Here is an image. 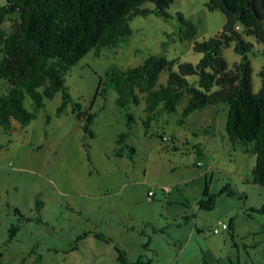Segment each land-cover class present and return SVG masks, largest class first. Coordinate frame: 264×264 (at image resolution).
I'll use <instances>...</instances> for the list:
<instances>
[{
    "label": "rangeland",
    "instance_id": "rangeland-1",
    "mask_svg": "<svg viewBox=\"0 0 264 264\" xmlns=\"http://www.w3.org/2000/svg\"><path fill=\"white\" fill-rule=\"evenodd\" d=\"M206 1L172 0L165 8L166 18L154 12L133 14L128 20L131 32L123 41L102 47L97 55L89 49L66 70L64 84L71 100L60 113L55 112L60 102L57 91L43 97L35 116L16 132L17 140L14 134L0 131L3 264H120L115 246L128 260L142 255L154 264H264V211L249 208L264 203V191H257L249 180L254 153L226 135L227 104H206L181 117L184 93L174 111L161 112L144 132L142 95L137 103L121 107L114 101L113 88L95 94L99 76L111 63L121 68L135 65L150 53L196 62L200 52L192 48V41L213 35L224 21L223 12L207 8ZM140 6L153 3L144 1ZM178 12L194 25L192 37L179 38L178 28L184 25ZM10 24V19L3 20L1 27L8 29ZM243 37L252 42L246 55L256 91L264 64L262 44L252 35ZM221 54L228 67L239 60L232 42L221 48ZM172 68L176 69L175 62ZM166 74L167 69H161L157 82L163 83ZM186 77L191 80L195 75ZM72 101L95 112L89 124L93 136L82 129V118L71 110ZM23 105L31 109L27 94ZM120 131L128 134L117 144ZM193 142L200 143V152L194 151ZM118 146L121 155L115 153ZM128 146L134 148L131 157ZM226 182L230 194L219 191ZM126 187L133 194L125 196ZM205 187L214 194L209 209L196 202ZM65 189L67 194L60 193ZM147 189L153 192L148 200ZM35 199L43 204L38 210ZM13 206L39 219L10 215ZM229 219L238 236L212 232L219 220ZM13 223L18 228L6 240Z\"/></svg>",
    "mask_w": 264,
    "mask_h": 264
},
{
    "label": "trees",
    "instance_id": "trees-1",
    "mask_svg": "<svg viewBox=\"0 0 264 264\" xmlns=\"http://www.w3.org/2000/svg\"><path fill=\"white\" fill-rule=\"evenodd\" d=\"M144 1H151L153 6H140ZM171 1L4 0L0 3L1 130L8 131L12 121L26 124L43 105V97H52L57 91L60 92V102L55 112L60 113L71 100L64 84V74L69 66L89 49L97 55L102 47L123 41L131 32L128 20L133 14L154 12L168 17L165 8ZM206 6L220 9L224 21L221 29L213 35L192 41V48L200 52L196 62L175 61L163 53H150L135 65L121 68L111 63L105 67L103 76H99L95 94L104 95L111 87L116 93L114 101L121 107L137 103L142 95L144 132L150 121L161 112L174 111L184 93L187 97L180 109L181 117L206 104L226 103V135L231 142H240L254 153L249 180L264 186V64L258 71L259 87L254 91L250 61L246 55L252 42L243 37V34L252 35L261 42L264 62V0H207ZM178 17L184 25L178 28L179 38L192 37L194 25L180 12ZM7 19L11 20V24L5 29L1 27V22ZM236 24L239 28H235ZM230 42L233 50L239 53V60L228 67L221 48ZM174 62L176 69L172 68ZM163 68L167 69L166 78L163 83H158L157 78ZM187 75H195V78L188 80ZM26 94L31 100V109L23 105ZM71 110L75 116L82 118V129L93 136L89 124L95 112L80 109L76 101L71 102ZM126 116L132 119V113L127 112ZM45 121H48L47 115ZM127 134V131H120L116 143H122ZM163 136L160 135V138L166 141ZM168 139L172 140L171 137ZM192 146L194 151L200 152L199 142H193ZM133 152V146H128L127 155L131 157ZM115 153L122 154L120 146ZM219 191L230 194L228 182ZM196 202L199 207L209 209L213 206L214 194L205 187L203 197ZM34 203L38 210L41 201L35 199ZM249 208L264 211V203ZM11 211L23 220L39 219L37 215L21 213L16 207H12ZM229 221H222L225 227L213 231V227L218 226L216 223L211 228L212 232L229 229ZM17 228V223L8 227L6 240L13 236ZM92 234L106 239L99 232ZM115 250L120 264H154L151 258L142 255L128 260L122 249L115 246ZM0 264H3L1 260Z\"/></svg>",
    "mask_w": 264,
    "mask_h": 264
},
{
    "label": "crops",
    "instance_id": "crops-1",
    "mask_svg": "<svg viewBox=\"0 0 264 264\" xmlns=\"http://www.w3.org/2000/svg\"><path fill=\"white\" fill-rule=\"evenodd\" d=\"M23 125H21V124H19L17 121H12L11 122V127H10V129L7 131L8 132V134L9 135H11V134H14L15 136H16V140L18 139L17 138V134H16V132H18L19 130H20V128L22 127ZM0 131L1 132H4V131H2L1 130V128H0ZM15 170H18V168L16 167L15 168ZM251 182V181H250ZM52 183V182H51ZM253 184H256V185H254V188L257 190V191H261L262 190V192L264 191L263 189H264V186H262V185H259V184H257V183H254V182H252ZM16 187V186H15ZM50 187H52V186H50ZM261 188H263V189H261ZM147 191H148V189L146 190V195H145V198L148 200V199H150V198H147ZM72 191H69V193H71ZM60 193H68V191H67V189H65V190H63V192H60ZM133 194V192H132V189L130 188V187H126V189H124V195L126 196V194L128 195H130V194ZM152 194H153V192H152ZM151 194V195H152ZM151 195H150V197H151ZM133 198V197H132ZM94 204L95 203H97L96 201H94L93 202ZM99 204H96V206H98ZM43 206V204H41V207ZM80 206H82L81 205V203H80ZM13 207H16V208H18L17 206H13ZM255 207V206H254ZM7 208V207H6ZM5 208V209H6ZM19 209V208H18ZM20 211V210H19ZM11 213L12 214H10V215H15L16 213H14V212H12L11 211ZM144 221H148V219H145ZM229 223V229H221L220 231H221V234L223 235L224 234V231H229V235L230 236H234V235H239V233L240 232H238L237 230H236V226H235V223H234V221H233V219H231V221H229L228 222ZM230 232H231V234H230ZM125 253V252H124ZM125 257L127 258V256L125 255Z\"/></svg>",
    "mask_w": 264,
    "mask_h": 264
},
{
    "label": "built area",
    "instance_id": "built-area-1",
    "mask_svg": "<svg viewBox=\"0 0 264 264\" xmlns=\"http://www.w3.org/2000/svg\"><path fill=\"white\" fill-rule=\"evenodd\" d=\"M263 20H264V17H263ZM163 139L169 140L167 136H165V137L163 136ZM151 194H152V191L150 189H148L147 198H149ZM217 224H218V226L213 227V231H217L220 227L221 228L225 227V224L222 221H218Z\"/></svg>",
    "mask_w": 264,
    "mask_h": 264
},
{
    "label": "clouds",
    "instance_id": "clouds-1",
    "mask_svg": "<svg viewBox=\"0 0 264 264\" xmlns=\"http://www.w3.org/2000/svg\"><path fill=\"white\" fill-rule=\"evenodd\" d=\"M235 28H239L238 24L235 25ZM150 198V197H149Z\"/></svg>",
    "mask_w": 264,
    "mask_h": 264
}]
</instances>
